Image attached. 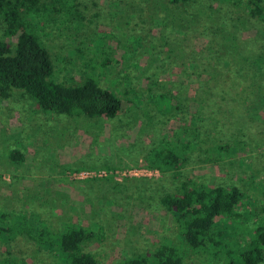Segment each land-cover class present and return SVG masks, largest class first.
Instances as JSON below:
<instances>
[{
  "label": "rangeland",
  "instance_id": "rangeland-1",
  "mask_svg": "<svg viewBox=\"0 0 264 264\" xmlns=\"http://www.w3.org/2000/svg\"><path fill=\"white\" fill-rule=\"evenodd\" d=\"M76 2L80 22L48 24L39 34L53 63L51 79L78 85L91 76L99 87L120 97L122 109L114 119L64 116L42 112L20 90H13L9 99L0 98V217H7L6 221L0 218V227L15 222L29 231L23 235L14 231L0 241V262L64 264L59 251L43 246L34 231L43 224L59 233L67 222L80 223L101 235L83 248L98 264H123L126 258L153 251L163 240L184 249L183 264H225L226 257L238 258L233 251L243 248L248 231L264 222V112L259 103L251 107L246 102V82L236 70L243 64L221 68L211 80L204 70H194L196 66L189 64L196 54L204 56L206 47L211 49L209 60L226 50L234 53L224 51L225 41L216 26L223 18L228 21L229 14L237 15L239 21L247 19L246 9L235 15L232 8L226 16L223 8L212 15L209 3L203 2L207 12L203 10L215 20L199 28L192 24L178 34L168 26L161 2L155 0ZM200 4H191L187 13L196 12ZM235 24L239 29L238 21ZM5 26L0 17V40L13 48L16 37H4ZM18 27L14 22L13 29ZM238 37L244 40L251 34L240 30ZM240 47L243 54H250L248 44ZM198 80L209 82L202 83L207 93L199 102L204 114L198 117L203 120L193 127L190 112L197 107L192 100L202 85ZM168 91L185 105L183 111L175 110L170 97L158 101L157 108L156 94ZM250 116L256 120L248 123L244 117ZM183 130L188 137L178 136ZM171 133L181 142L195 137L199 144L187 152V163L177 179L161 173L150 178L125 177L120 182L68 177V171L88 167L144 166L143 156ZM219 145H238L239 153L229 152L218 164L207 162L217 157L211 149ZM13 152L22 154L24 160H12ZM182 181L235 186L245 196L246 206L239 212L247 217L239 219L236 231L229 230L230 236L219 241L224 251L215 257L185 249L176 220L160 204V198L174 193Z\"/></svg>",
  "mask_w": 264,
  "mask_h": 264
},
{
  "label": "trees",
  "instance_id": "trees-1",
  "mask_svg": "<svg viewBox=\"0 0 264 264\" xmlns=\"http://www.w3.org/2000/svg\"><path fill=\"white\" fill-rule=\"evenodd\" d=\"M201 1L202 5L200 4L196 12L187 13L191 4H199ZM160 2L162 12L166 14L165 20L168 21V26L176 29L178 34L185 33L192 24H197V28L204 26L205 22L209 24V21L215 20L212 15L221 13L223 8L227 9L225 10L226 16L232 8L235 10V15L242 7L246 9L244 12L249 15L247 19L239 21L237 15L232 18L229 14V19L226 21L235 20L234 22L227 23L223 18L222 22L216 26L219 27L218 30L225 41L224 51L230 49L234 53H228L226 50L224 53H218L214 60H209L211 49L206 47L205 51L207 50L208 54H205V51L203 52L204 56L196 54L193 62L188 64L190 68L196 66L194 70L197 68L201 72L204 70L203 73L208 75L210 80L218 75V70L221 68L229 70L243 64L242 68L236 70L243 73L239 75L246 82L244 86L249 96L246 102L250 103L251 107L255 102L259 103V110L264 112V0H155V3ZM203 2L209 3L208 9L212 11V15H207ZM215 4L218 7L214 8ZM0 17L6 25L4 37H16V44L13 48L6 41L0 40L1 99H9L13 90H20L37 104L39 110L47 114L64 116L81 114L88 118L103 117L107 119H114L118 115L122 109L120 97L113 90L99 87L91 76L85 77L83 82L78 85H68L51 79L54 73L53 63L39 34L45 32L48 24L66 25L70 22H80L82 16L76 0H0ZM236 21L239 23V29L235 24ZM14 22L19 23L16 30L13 29ZM207 29L211 28L207 27ZM240 30L251 34V38L239 40ZM241 44H248L251 47L250 54L247 52L243 54L240 51ZM234 54L239 57L240 61H235ZM204 82L209 81L198 80L200 85ZM237 85H242V83L237 82ZM124 93L126 94V92ZM206 93L202 84L196 91V98L192 100V104H197L196 110L190 112L193 127H198V121L203 120L198 117L204 114L202 104L199 102L203 101V96ZM236 93L238 95L237 91ZM168 97L176 111H183L185 105L178 100L177 95L174 96L170 91L156 94L157 108H159L158 101L167 100ZM186 108L189 111L191 104ZM245 109L247 110V107ZM206 110H208V106ZM244 118L248 123L256 120L251 116ZM181 133L185 137L189 136L187 130L179 132L178 136ZM178 136L171 133L166 136V139L161 137L157 145L143 156V165L149 170H157L161 174H171L173 179H177L181 167L187 163V152L199 145L195 137H190L187 141L183 138L184 141L181 142ZM224 147L219 145L212 148L211 150L216 152L217 157L208 158L207 162L218 164L224 157L229 156V152L239 153L238 145ZM221 150L226 154L220 152ZM11 157L14 161L24 160L23 155L18 152H13ZM138 165L127 168L104 166L103 169L102 167H88L68 171V173L92 170L122 171L136 168ZM101 179L110 182L113 181V176L92 180ZM244 198L242 191L235 186L212 187L193 181H182L174 193L164 194L160 198V204L176 220L179 227V238L185 249L194 253L209 252L215 257L224 251L223 248L219 249L218 245L221 243L219 241L225 240L227 236H230V233H234L237 229L235 226L239 224L238 220L247 217L239 212L246 206ZM246 214H252V217L256 215L253 212ZM32 215L30 214V229L33 226ZM0 218L6 221L7 217L2 214ZM67 223L59 233L49 230L43 224H40L39 229L34 232L38 235L43 246L59 251L64 264H98V261L91 254L85 253L83 248L89 242L100 240L101 235L91 232L89 228L80 223ZM27 229L28 227L15 222L0 227V241L14 231L20 235L26 234L29 232ZM243 239L247 240L245 246L233 251V253H238L237 256L235 255L238 258L226 257L225 264L263 263L264 222H260L254 231H248L247 237ZM180 250L181 247L171 244L169 240H163L153 251L126 258L123 264H183L186 252L184 254L183 249L181 254ZM227 253V255L232 254L228 251ZM0 264L21 263L9 261L7 263L0 262Z\"/></svg>",
  "mask_w": 264,
  "mask_h": 264
},
{
  "label": "built area",
  "instance_id": "built-area-1",
  "mask_svg": "<svg viewBox=\"0 0 264 264\" xmlns=\"http://www.w3.org/2000/svg\"><path fill=\"white\" fill-rule=\"evenodd\" d=\"M159 172L157 170H149L145 166H138L133 169H126V170H116V171H110L107 172L106 170H92V171H81V172H72L68 175V177L72 180L77 181H85L88 179H98V178H104L107 176L112 175L113 180L115 182H120L121 179L125 177H157Z\"/></svg>",
  "mask_w": 264,
  "mask_h": 264
}]
</instances>
